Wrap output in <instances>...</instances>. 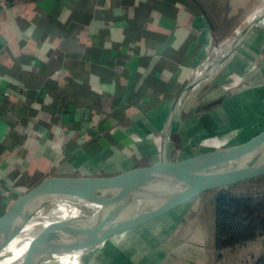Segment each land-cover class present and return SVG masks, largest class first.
Returning <instances> with one entry per match:
<instances>
[{
	"label": "crops",
	"instance_id": "1",
	"mask_svg": "<svg viewBox=\"0 0 264 264\" xmlns=\"http://www.w3.org/2000/svg\"><path fill=\"white\" fill-rule=\"evenodd\" d=\"M244 3L0 0V218L45 180L157 163L176 97L250 13L235 19ZM232 113H264V16L183 94L169 157L236 145L224 146L242 131ZM201 195L109 235L88 264H243L241 248L244 261L264 254V235L215 250L214 222L199 220L202 202L188 205ZM152 226L173 227L159 242L140 244ZM186 243L185 253L173 252Z\"/></svg>",
	"mask_w": 264,
	"mask_h": 264
},
{
	"label": "water",
	"instance_id": "2",
	"mask_svg": "<svg viewBox=\"0 0 264 264\" xmlns=\"http://www.w3.org/2000/svg\"><path fill=\"white\" fill-rule=\"evenodd\" d=\"M263 16L264 7L219 61L199 71L176 97L163 125L157 163L112 176L71 179L55 189L43 181L0 218V264H44L157 218L202 193L264 176V130L249 141L181 160H172L167 151L169 125L183 94L222 64Z\"/></svg>",
	"mask_w": 264,
	"mask_h": 264
},
{
	"label": "trees",
	"instance_id": "3",
	"mask_svg": "<svg viewBox=\"0 0 264 264\" xmlns=\"http://www.w3.org/2000/svg\"><path fill=\"white\" fill-rule=\"evenodd\" d=\"M260 178L264 176L251 180ZM237 184L221 188L213 196V244L217 251L253 241L264 235V189L258 193L247 191L236 194L230 188ZM262 260L258 259L256 264H262Z\"/></svg>",
	"mask_w": 264,
	"mask_h": 264
},
{
	"label": "rangeland",
	"instance_id": "4",
	"mask_svg": "<svg viewBox=\"0 0 264 264\" xmlns=\"http://www.w3.org/2000/svg\"><path fill=\"white\" fill-rule=\"evenodd\" d=\"M260 1L261 0H244L245 3L243 4V6L240 7L239 9H237V11H236L235 19L239 18L242 14L251 12L255 8V6L260 3ZM233 15H234V12L231 14V16H233ZM242 19H241V21H242ZM230 22L231 21L228 20V22H227L228 25L230 24ZM239 23L240 22H238L237 24H239ZM234 114L236 115V118L232 117V119L235 120L234 121L235 125L242 127L243 133H241L242 132L241 131L240 134H238V136H236V138L231 140V141L227 140V142H224V140H223L222 142L225 143L224 146H226L227 144H229L231 142L233 144H240V142H242L243 140H246L251 135H254L258 131H261L264 129V113H232V115H234ZM227 120H229V119H227ZM248 132H250V133H248ZM213 139H216V137H214ZM221 148H224V147H220L218 149H221ZM172 160H174V159H172ZM263 189H264V178H260L258 180H250V181L248 180V182L237 184L234 187L230 188V190L236 194L245 193L247 191H253L255 193H258V191L263 190ZM218 190L219 189H214V190L205 192L200 196V198H198L200 200L197 199L194 202H192V204H188L189 206L190 205H197V203L199 205H201L200 202H202L203 207H202V213L199 216V220L200 219L203 220L206 224L210 223V221H211V223L214 222V199H213V196L216 194V192ZM159 220H161V219H159ZM177 221H175V222H177ZM152 227H153V230H152ZM152 227L149 230V232L145 231L147 236L145 235L146 236L145 237L143 235L144 237L140 239V242H142L140 244L146 243L147 241L150 243L154 242V241L159 242L160 240H162L164 238V233L167 231V229H169L168 227H173V226H168V227L166 226L163 229H158L156 226H152ZM154 227H156L157 229ZM187 246H188V243L182 245L181 248L176 249L175 250L176 252L175 251H173V252L179 253L180 251H182L183 253H185V251L188 250ZM244 251H245V249L241 248L238 250V252L236 254L237 256H239V258H241V261H243V264H256L258 259H260V258L263 259L262 264H264V254L261 257H259L258 259L257 258L255 259V257H254L252 259H246L244 261L243 260L244 259L243 258L244 257Z\"/></svg>",
	"mask_w": 264,
	"mask_h": 264
},
{
	"label": "bare ground",
	"instance_id": "5",
	"mask_svg": "<svg viewBox=\"0 0 264 264\" xmlns=\"http://www.w3.org/2000/svg\"><path fill=\"white\" fill-rule=\"evenodd\" d=\"M263 7H264V0H261L260 3L253 9L252 12H250L249 14H247L246 16L243 17L242 21H240V23L237 24L235 26V28L231 31L229 36L226 37V40L225 41L223 40L224 42H222L217 47L215 55L213 56L212 60L209 62L207 61L208 63L205 62L207 64L206 67H208L211 64L219 61L222 53L224 52L226 47L231 43V41L234 39V37H236V35L243 29V27L246 24L250 23L254 19V17L262 10ZM175 123H176L175 120L172 119L170 122V125H169V129H174ZM198 165H199V163L194 164L192 167H196ZM63 183H65V181L64 182L63 181L50 182L48 184V187H50V189H55V188L61 186ZM98 247H99V242L94 243L88 247H85L84 249H81L78 252H71V253H66L63 255L56 256L44 264H88L91 256L96 252Z\"/></svg>",
	"mask_w": 264,
	"mask_h": 264
}]
</instances>
